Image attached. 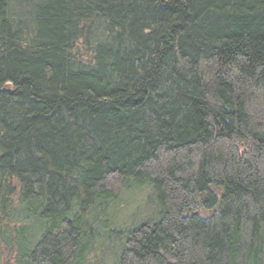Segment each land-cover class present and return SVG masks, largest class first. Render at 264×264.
I'll list each match as a JSON object with an SVG mask.
<instances>
[{
    "label": "trees",
    "instance_id": "obj_1",
    "mask_svg": "<svg viewBox=\"0 0 264 264\" xmlns=\"http://www.w3.org/2000/svg\"><path fill=\"white\" fill-rule=\"evenodd\" d=\"M0 264H264V0H0Z\"/></svg>",
    "mask_w": 264,
    "mask_h": 264
},
{
    "label": "rangeland",
    "instance_id": "obj_2",
    "mask_svg": "<svg viewBox=\"0 0 264 264\" xmlns=\"http://www.w3.org/2000/svg\"><path fill=\"white\" fill-rule=\"evenodd\" d=\"M139 190H134L133 193L127 195L125 198L126 200H128V202L130 201L131 198L136 197L138 200L133 202V205H129L127 208L125 207L126 204L125 203H120L119 208L123 209L121 211V213L118 214H114L111 219H110V223L111 226L108 228L110 231H112V229L114 227L116 228H123L122 223H127L128 221L132 220V222H134L135 224L140 223L141 221H144L145 219H147L150 215H151V208L148 205L146 207V205L149 203V199L148 196L149 194H146L147 191H145V189L143 190L144 192H138ZM125 204V205H124ZM126 208V209H125ZM120 209V210H121ZM130 223V222H129ZM124 224V225H125Z\"/></svg>",
    "mask_w": 264,
    "mask_h": 264
}]
</instances>
